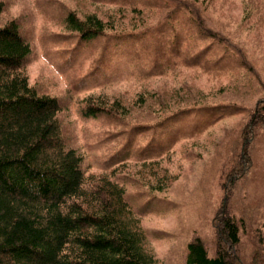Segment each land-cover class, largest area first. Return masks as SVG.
I'll list each match as a JSON object with an SVG mask.
<instances>
[{
	"label": "rangeland",
	"instance_id": "374dc122",
	"mask_svg": "<svg viewBox=\"0 0 264 264\" xmlns=\"http://www.w3.org/2000/svg\"><path fill=\"white\" fill-rule=\"evenodd\" d=\"M0 1L4 7L0 28L16 20L32 44L26 67L30 83L62 101L59 119L63 137L69 147L84 153L89 172L103 173L104 161L126 142L134 126H123L122 117L118 118L121 122H115L106 115L97 119L82 116L85 97L96 101L101 97L111 101L122 99L134 124L145 117L155 123L169 113L162 112V106L157 105L160 97L175 100L186 92L200 94L202 102L213 107L228 105L230 111H234L239 108L237 104L245 106L242 112L224 116L215 111L194 112L182 121L186 130L173 134L193 131L195 136L175 141L171 149H166L169 154L161 160L160 167L168 168L178 177L167 191L158 192L134 178H126L122 183L135 210L143 211L141 226L146 233L145 248L153 254L156 264H187L188 245L195 237L203 239L209 256H216L217 227L220 214L227 206L241 226V243L236 249H240L239 255L246 259L245 264H260L264 260V128L256 127L254 133L247 136L242 134L244 126L256 113L258 101L264 98V0H193L205 23L219 37H224L222 45L189 32L190 15L180 6L184 3L182 0H132L125 6L122 0ZM120 4L124 8H120ZM162 5L171 9L165 12L160 8ZM175 9H180L178 16L165 19ZM72 11L81 17L97 15L104 22L112 19L115 25L112 30L119 33L149 30L150 34L139 37V40L145 39V43L128 47H139V55L133 62L127 60L125 54L121 57L111 52L104 55L102 40L86 45L79 52L76 39L64 36L72 35L63 24L65 16ZM163 24H166L164 31L158 32ZM136 28L138 30H132ZM163 34L172 43L177 42L183 53L175 58L179 62L178 73L169 70L157 76L140 73L139 65L143 61L146 65L154 56L160 57L154 62H165L162 51L167 49V42L159 54H155ZM154 43L156 47L152 46ZM120 45L127 53L124 42ZM228 49L231 57L223 58ZM102 54L106 57L101 62H105L107 74L89 82L101 81L100 84L79 89L80 79L91 73ZM195 54L207 60L222 58L230 64L224 71L187 68L183 61ZM139 56L145 57L137 58ZM240 56L252 70L241 66ZM141 97L148 99L143 103ZM113 131L123 134L112 139ZM156 137L165 140L168 136L146 130L138 136L136 152L148 147ZM168 142L169 139L164 141ZM243 147L249 151L251 161L246 162L249 168L238 188L232 189L229 195L226 191V188L229 190V169L239 159ZM141 171V162L130 161L122 172L138 176Z\"/></svg>",
	"mask_w": 264,
	"mask_h": 264
},
{
	"label": "trees",
	"instance_id": "16d2710c",
	"mask_svg": "<svg viewBox=\"0 0 264 264\" xmlns=\"http://www.w3.org/2000/svg\"><path fill=\"white\" fill-rule=\"evenodd\" d=\"M122 1L125 6L132 0ZM182 2L180 6L190 15L189 32L201 34V39H212L216 42L214 44L222 45L224 37L220 35L221 39L205 23L196 2ZM119 7L124 8L122 5ZM3 8L0 1V14ZM160 8L165 12L171 9L168 5ZM177 10L180 9L172 10L164 18L177 17ZM112 22V19L104 22L97 15L81 17L72 11L63 19L66 30L72 35L64 36L69 40L76 39L79 52L86 45L102 40L101 52L104 55L111 52L121 57L125 54L126 59L133 62L139 55V47H128L145 43L146 40H139V37L150 34L149 30L119 33L112 30L115 28ZM166 24L160 25L158 32L162 33ZM165 36L163 34L161 46L155 49V54H159L167 42V49L162 51L165 62H154L160 58L154 56L146 64L149 67H145L144 61L139 65L140 73L150 76L163 75L168 70L178 73L179 62L175 58L183 53L177 42L172 43ZM122 42L127 53L120 45ZM152 46L157 45L154 43ZM32 47L16 20L0 28V264H156L153 254L145 248L146 233L141 226L143 211L135 210L122 181L134 178L158 192L167 191L178 177L168 168L160 167L161 160L169 154L166 149H171L175 141L178 143L195 136L193 131L185 135L173 134L186 130L182 121L194 112L215 111L224 116L242 112L246 107L237 104L239 108L234 111H230L231 106L228 105L213 107L208 102L203 103L200 94L186 92L175 100L160 97L157 105L162 106V112L169 113L156 119L155 123L149 121L150 117H145L134 124L130 122L129 110L122 99L111 101L101 97L96 101L93 97H85L82 116L97 119L106 115L115 122H121L118 118L122 117L123 126H134L126 142L104 161L103 173L94 174L85 166L84 153L69 147L63 137L59 119L62 101L30 83L26 67ZM229 52L228 49L227 55L222 57H231ZM103 54L91 73L80 79L79 89L100 84L101 81L89 82L107 74L105 62H101L106 58ZM239 58L241 66L252 70L253 67L242 56ZM183 64L187 68L197 67L204 71H224L230 62L222 58L207 60L195 54L186 58ZM141 99L145 103L148 97ZM252 116L243 128V136L254 133L256 127L264 128V98L258 101L256 113ZM146 130L160 131L168 137L165 140L156 137L137 153L138 136L145 134ZM111 134L114 139L123 133L113 131ZM167 139L170 143L166 144L164 141ZM248 152L247 147H243L239 159L229 169V190L226 188L229 195L233 193L232 189L238 188L249 168L246 164L251 161ZM130 161L141 162L143 171L137 173L138 176L123 174ZM220 216L216 256H209L203 239L195 237L188 245L187 264L246 263V259L239 255L240 249H236L241 243V226L235 213L227 206ZM260 264H264V260Z\"/></svg>",
	"mask_w": 264,
	"mask_h": 264
}]
</instances>
